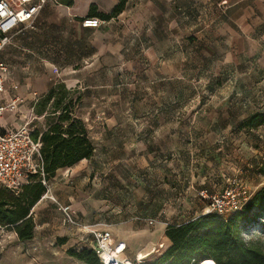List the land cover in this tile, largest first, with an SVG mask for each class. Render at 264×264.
<instances>
[{"label": "rangeland", "instance_id": "374dc122", "mask_svg": "<svg viewBox=\"0 0 264 264\" xmlns=\"http://www.w3.org/2000/svg\"><path fill=\"white\" fill-rule=\"evenodd\" d=\"M262 33L252 57L234 62L212 58L192 36L188 56L162 44L167 63L153 54L147 57L145 65L156 71L144 73L137 84L131 79L128 86L72 90L74 97L83 95L93 112L96 150L90 169L79 172L87 175L86 182L66 171L55 195L69 202L76 189L88 194L89 202L83 197L80 203L89 205L95 230L111 232L122 259L155 264L171 246L167 228L202 218L208 198L229 179L247 183L253 195L264 186V125L253 131L240 128L249 116L264 112V29ZM55 204L44 201L40 213L49 225L47 234L30 241L47 247H7L0 264H84L68 250L92 249V237L87 243L77 238L76 229L62 224ZM262 224L250 223L241 236L264 250ZM67 237L65 245L58 244ZM3 241L13 245L17 238ZM139 253L151 254L141 263Z\"/></svg>", "mask_w": 264, "mask_h": 264}, {"label": "crops", "instance_id": "0c3cea01", "mask_svg": "<svg viewBox=\"0 0 264 264\" xmlns=\"http://www.w3.org/2000/svg\"><path fill=\"white\" fill-rule=\"evenodd\" d=\"M120 1L49 2L32 27L18 28L11 43L0 54V59L9 66L0 103L10 104L17 100L16 109L0 121L1 131L16 130L25 123L45 131L47 114L37 115L35 106L54 86L63 85L74 90L79 86H128L131 79L134 84L139 83L144 73L156 71L145 65V59L152 57L151 54L154 59L160 58L167 63V54L159 49L162 44L170 45L172 51L182 50L185 57L191 48L190 38L194 36L202 51L226 62L249 54L252 57L256 44L259 47L262 44L264 0H128L124 11L116 18L101 20L100 28L82 26L83 19L89 18L92 6L97 7L98 13L111 14ZM177 43L182 44L178 47L175 46ZM92 113L82 99L76 115L95 141ZM94 156L72 168L59 170L50 182L46 194L30 212L35 222L34 240H43L47 234L49 225L40 211L49 196L55 199L57 211L62 205H70L83 224L92 225L89 205L80 203L84 202L80 201L83 197H86V203L89 202L88 194L85 196L83 190L76 189L69 202L55 194L58 179L66 181L60 176L67 171L72 179L80 177V171L89 168ZM80 178L86 182L87 175ZM13 236L17 243H3L4 239ZM76 237L80 239L78 231ZM0 239V255L11 246L38 250L47 247L43 242H20L13 230L1 226ZM50 245L56 247L58 244ZM116 252L121 254L122 251Z\"/></svg>", "mask_w": 264, "mask_h": 264}, {"label": "trees", "instance_id": "16d2710c", "mask_svg": "<svg viewBox=\"0 0 264 264\" xmlns=\"http://www.w3.org/2000/svg\"><path fill=\"white\" fill-rule=\"evenodd\" d=\"M127 2L121 0L111 14L98 13L97 7L92 6L88 16L104 21L116 18ZM74 94L76 92L66 86H54L35 106L36 114H47L48 121L45 131H32L33 139L41 143L43 175L29 176L18 192L4 187L0 190V226L13 230L20 242L35 238V222L30 212L47 192L43 181L49 183L59 170L72 168L95 154V143L76 115L83 96L74 97ZM263 125L264 112L261 111L245 119L240 128L253 131ZM260 173L264 175V164ZM258 220L263 221L264 230V186L241 212L227 220L209 214L199 220L169 226L165 236L171 246L155 264H264V250L245 242L241 236L244 227ZM67 241V238L59 239L58 244L65 245ZM68 254L84 264H102L92 249L68 250Z\"/></svg>", "mask_w": 264, "mask_h": 264}, {"label": "built area", "instance_id": "2783aa9c", "mask_svg": "<svg viewBox=\"0 0 264 264\" xmlns=\"http://www.w3.org/2000/svg\"><path fill=\"white\" fill-rule=\"evenodd\" d=\"M58 4L59 0H0V54L11 43L14 35L21 26L32 27L45 6L49 3ZM98 18H85L84 28L97 29L102 25ZM9 66L0 59V93L5 91L6 77ZM17 100L10 104L0 103V121L8 113L16 109ZM30 123L16 130L3 132L0 130V184L11 191H20L28 182L31 175L42 174L41 143L32 137ZM44 185H47L44 182ZM252 192L247 183L240 179H229L225 187L218 193L212 194L208 200L206 214H213L222 220H227L241 212L251 201ZM55 201L53 197H50ZM62 224L78 231L80 240L89 243L102 264H130L114 253V239L109 231L95 230L93 225L83 224L72 211L70 205L59 207ZM135 263V262H134ZM133 263V264H134Z\"/></svg>", "mask_w": 264, "mask_h": 264}, {"label": "bare ground", "instance_id": "6f19581e", "mask_svg": "<svg viewBox=\"0 0 264 264\" xmlns=\"http://www.w3.org/2000/svg\"><path fill=\"white\" fill-rule=\"evenodd\" d=\"M114 253L116 255H119L116 251H114ZM150 254L149 253L148 254H142V253H140L139 256H138V258H139V260H142L143 258L147 257ZM123 259L126 260L128 263L132 264V262L130 260H128L127 258L124 257Z\"/></svg>", "mask_w": 264, "mask_h": 264}]
</instances>
